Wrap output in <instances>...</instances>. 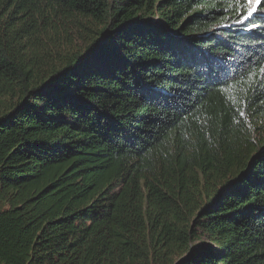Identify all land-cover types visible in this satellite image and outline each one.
I'll list each match as a JSON object with an SVG mask.
<instances>
[{"label": "trees", "instance_id": "16d2710c", "mask_svg": "<svg viewBox=\"0 0 264 264\" xmlns=\"http://www.w3.org/2000/svg\"><path fill=\"white\" fill-rule=\"evenodd\" d=\"M240 21L0 0V264H264V27Z\"/></svg>", "mask_w": 264, "mask_h": 264}, {"label": "snow or ice", "instance_id": "6c2138e0", "mask_svg": "<svg viewBox=\"0 0 264 264\" xmlns=\"http://www.w3.org/2000/svg\"><path fill=\"white\" fill-rule=\"evenodd\" d=\"M228 7L237 13L241 18V23L248 22L251 31L252 28L264 27V25H257L255 23L256 17L264 15L261 8L264 7V0H228ZM264 71V68H261Z\"/></svg>", "mask_w": 264, "mask_h": 264}, {"label": "rangeland", "instance_id": "374dc122", "mask_svg": "<svg viewBox=\"0 0 264 264\" xmlns=\"http://www.w3.org/2000/svg\"><path fill=\"white\" fill-rule=\"evenodd\" d=\"M201 235H202V239L203 240H207L208 239V235H207V233H201Z\"/></svg>", "mask_w": 264, "mask_h": 264}]
</instances>
